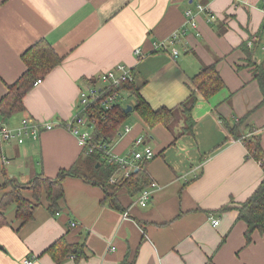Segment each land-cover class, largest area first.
<instances>
[{
    "label": "crops",
    "instance_id": "0c3cea01",
    "mask_svg": "<svg viewBox=\"0 0 264 264\" xmlns=\"http://www.w3.org/2000/svg\"><path fill=\"white\" fill-rule=\"evenodd\" d=\"M40 38L61 61L23 96L22 111L0 119V131L16 129L24 117L54 127L22 143L0 136V201L38 174L55 178L74 164L91 171L92 160L64 123L82 110L81 88H108L99 73L124 65L150 108L173 109L178 118L149 128L131 109L111 142L110 152L128 159L138 136L144 140L138 149L153 151L142 167L156 184L145 206L125 186L113 206L103 185L82 174L64 176L55 214L44 196L36 201L21 188L36 206L22 223L14 202L0 209V264H264V234L253 230L247 241L237 209L264 178L243 142L258 136L264 152V0H0V100L25 69L21 54ZM159 41L166 48L154 49ZM210 65L224 85L209 98L196 91L192 130L182 133L180 104L194 89L191 77ZM117 91L112 107L124 111L120 92L135 103L129 89ZM220 119L241 121V138H228ZM59 239L68 253L49 248Z\"/></svg>",
    "mask_w": 264,
    "mask_h": 264
},
{
    "label": "trees",
    "instance_id": "16d2710c",
    "mask_svg": "<svg viewBox=\"0 0 264 264\" xmlns=\"http://www.w3.org/2000/svg\"><path fill=\"white\" fill-rule=\"evenodd\" d=\"M21 59L25 64L24 71L13 84L9 85L7 93L0 100V119L3 120L13 113L24 109L22 103L23 96L34 85L37 79H42L53 67L60 63L61 56L56 53L52 45L45 38H40L21 54ZM247 59H251V54H248ZM248 62L250 64L252 60ZM191 82L194 89L191 90L190 94L180 104L181 114L184 119L182 133H190L192 130L193 119L191 111L196 103V91L204 98H209L224 85L214 65L207 66L196 73L191 77ZM120 88L129 89L134 94L136 101L132 105V109L147 127L151 128L160 123L164 126H169L170 123L178 118V113L173 111V109L159 108L153 110L150 108L139 94L140 85L137 84V81L122 83ZM110 91H112L111 88H106L102 94ZM100 98L80 112L86 115L90 121L88 123L90 125L92 141L111 145L116 132L127 118L128 113H125L123 107L120 105L112 108L102 107L100 105ZM220 121L223 123L228 138L236 139L240 137L239 127L241 121L233 125H228L223 119H220ZM243 142L247 151L255 159H263L262 166L264 170V152L261 150L258 136L244 137ZM85 156L94 162L99 161V165L94 167L93 163H91L89 165L91 171H85L84 166L74 164L68 169L60 170L55 178L38 174L31 181L20 185L21 187L15 184L12 190L4 194L0 201V209L12 201L15 203V215L21 223L30 219L32 209L36 205L21 193V188H28L31 190L32 198L36 201L39 200L41 195L44 196L48 202L47 209L51 214H55L59 210V201L63 199L62 181L66 175L82 174L86 181L102 184L105 192H109L108 198L110 197V202L113 206L117 205L113 196L118 188L125 186L130 193L135 194L140 193L151 184V180L142 168L146 161L141 163L139 168L133 170L127 177H119L112 183L109 181V178L116 170V164L106 162L101 150L93 151ZM233 207L227 205L222 208ZM237 209L239 210V217L247 224V241L250 240V233L253 230H258L264 234V178L254 193L245 202L241 203ZM0 216H2L1 210ZM2 220L1 218L0 223L3 222ZM53 246H55V249L64 251V253H68L71 250L67 244L65 245L63 241L61 242V239L55 241L49 248Z\"/></svg>",
    "mask_w": 264,
    "mask_h": 264
},
{
    "label": "built area",
    "instance_id": "2783aa9c",
    "mask_svg": "<svg viewBox=\"0 0 264 264\" xmlns=\"http://www.w3.org/2000/svg\"><path fill=\"white\" fill-rule=\"evenodd\" d=\"M197 9L199 11H209V8L206 5L198 4ZM184 14L186 17H188V21L192 26L195 25L193 21L192 12L190 10H185ZM192 19V21H191ZM177 36V33H174L171 39L168 41V45H171L175 41V37ZM252 42L250 41L249 44ZM154 49H164L166 48V43L164 41H159L153 44ZM173 54H176L177 51L173 48L172 50ZM134 55H141L140 48H134L133 49ZM97 80L101 81V83H105L108 88H111L112 91L105 92L102 94V89L100 90L96 84L88 85L85 88H81L79 91V102L83 106L82 111L88 107L92 102H94L96 99L100 98V105L105 108H111L113 106L114 101L117 98L118 95V87L122 83L126 82H134L135 76L132 73V71L129 68H125L124 65H117L116 69L113 71L111 69L99 73L96 75ZM41 81V79H37L34 82V85L38 84ZM89 119L86 115H83L82 112H78L76 115H74L71 119L66 121L64 123V127L76 138V141L78 145L82 148V152L84 155H87L93 151H103V157L106 160V162L109 163H115L116 164V170L114 173L110 176L109 181L115 182L117 178L119 177H127L133 170H136L139 168L140 164L143 163L146 160L151 159L154 156L153 151L145 147L143 149H138V146L143 144L144 140L142 136H138L134 142H133V148L131 150L132 156L128 159L125 157H120L118 155H114L110 152V145L103 143V142H93L91 131H90V125H89ZM53 124L51 122L47 121H38L32 117H24L16 129L14 130H8V129H2L0 131V136L5 139H14L18 143H22L24 138L26 136L37 138L40 131L48 130L53 128ZM130 131V127L125 125L124 126V132ZM260 164H262V160H258ZM156 186L154 182L151 181V184L144 188L140 193L139 197L137 199V202L141 206H145L147 203V199L149 198L152 189ZM128 216V212H123V217L126 218ZM212 224L216 225L219 222L218 218H211ZM32 259H26L24 260V264H31ZM121 264V263H118Z\"/></svg>",
    "mask_w": 264,
    "mask_h": 264
},
{
    "label": "rangeland",
    "instance_id": "374dc122",
    "mask_svg": "<svg viewBox=\"0 0 264 264\" xmlns=\"http://www.w3.org/2000/svg\"><path fill=\"white\" fill-rule=\"evenodd\" d=\"M96 80V79H95ZM120 97L122 98V99H120ZM118 99H120V103L123 105V106H125V105H129V104H131V102L133 101V97L130 95V94H126V93H124V92H120L119 93V96H118ZM133 112V111H132ZM131 114V113H130ZM14 115H17V113L16 114H14ZM13 115V116H14ZM12 141V140H11ZM92 163L94 164V161L92 160ZM88 164L90 165V163L88 162Z\"/></svg>",
    "mask_w": 264,
    "mask_h": 264
},
{
    "label": "water",
    "instance_id": "95a60500",
    "mask_svg": "<svg viewBox=\"0 0 264 264\" xmlns=\"http://www.w3.org/2000/svg\"><path fill=\"white\" fill-rule=\"evenodd\" d=\"M131 109H132V106H131V105H126V106L124 107V112L127 113V112L131 111ZM0 248H2L1 245H0Z\"/></svg>",
    "mask_w": 264,
    "mask_h": 264
}]
</instances>
